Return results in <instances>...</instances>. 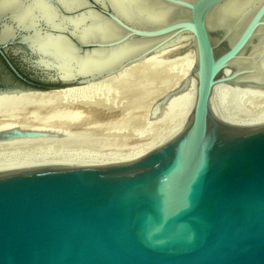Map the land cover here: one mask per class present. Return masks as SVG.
I'll return each instance as SVG.
<instances>
[{
	"label": "water",
	"instance_id": "obj_1",
	"mask_svg": "<svg viewBox=\"0 0 264 264\" xmlns=\"http://www.w3.org/2000/svg\"><path fill=\"white\" fill-rule=\"evenodd\" d=\"M125 2L17 0L0 8V59L13 79L0 77V93L96 81L183 35L196 84L179 126L144 153L0 166V264H264V123L229 122L213 105L217 83L254 75L257 82L240 84L264 88V0ZM39 3L60 23L52 26ZM88 14L110 33L81 38L70 21ZM15 15L24 17L18 25ZM39 35L64 38L78 58L131 49L100 72L61 70L32 46ZM42 134L12 128L0 140Z\"/></svg>",
	"mask_w": 264,
	"mask_h": 264
},
{
	"label": "bare ground",
	"instance_id": "obj_2",
	"mask_svg": "<svg viewBox=\"0 0 264 264\" xmlns=\"http://www.w3.org/2000/svg\"><path fill=\"white\" fill-rule=\"evenodd\" d=\"M119 1H121V0H119ZM123 1H124V3H126L125 1H131V0H123ZM13 3L17 4V0H0V8L3 9L4 7L8 6L9 4L11 5ZM128 4L130 5L131 3L128 2ZM230 5H231V3L225 5V7L228 9ZM233 6L234 5H231V7H233ZM37 8H38L39 12H41L44 15L46 14L45 19L50 24H52V26H56L57 24L60 23V21L55 20V15L52 13L53 10H52L51 5L39 3ZM138 10H148V9L145 7H142V8H139ZM154 14L157 15V13H154ZM85 17H87V20H85V18H83V19L81 18V19H75V20L70 21V23L73 24V27L78 30L79 36L81 38H85V37L90 38L92 36L94 30H98L102 35H106V34L110 33L109 32L110 24L108 22H103V21L99 20L98 18H95L92 14H88ZM26 18L31 19L29 17H26ZM14 19L16 21V24L18 25L19 22L24 19V17H19V15H15ZM30 21L32 22V19ZM30 21L28 20L27 22L29 23ZM7 31L9 32L8 29H6V28L3 29L1 31V33H2L1 35H4V33H7ZM183 37H184V35H183ZM185 40H188V42L185 41V43L183 44V47L185 46L186 49L179 56V58L181 60H183V64L182 65L180 64L182 66V71L180 70V72H181L180 75L177 74L178 77L176 76L177 79H175V81H176L175 84H177L179 86L178 89H180V91H178V95H176V97L183 99V101H182L183 106L180 109L181 111L178 112L179 118L175 121V123H173V125L169 126L167 129L162 130L154 139H152V141H150L149 143H147V144H145L139 148H136V149H133V150H130L127 152H123V153L114 152V153H110V154H104V153L99 154V152L96 153L93 151H87L85 148L86 146L84 147L85 150L83 147H81V148L79 147L80 149H74V148L67 149V146H65V148H64V145H66L67 142L68 143H70V142L68 140H66V138L69 135L65 133V130L69 126H71L73 123H74L73 126L78 127L75 125L76 124L75 123V120H76L75 117H73L72 114L67 113L68 111L73 112V110L66 109L67 112L60 111V112H56V114L54 113L55 114L53 116L54 118L50 122H45V120L44 119L42 120V118H40L42 120V122H37L38 120H35V119H33V120H35V121H33L32 119H27V118L22 117L21 114L25 113L22 111H23V109L24 110L28 109L29 108L28 106L34 105L38 108L39 106L43 105L42 103L47 104V105H50V103H51V104H53V105H51V107L57 105L55 107H57V108L60 107L62 109L63 108H69L71 106L73 107V106L85 104L86 102H88L87 100H89L93 95L95 96V93L97 94V90H99L100 88L103 89V86H105V85L108 86V84H110L114 80L118 79L120 76L122 77V75L125 72H127L128 70H129L128 72H131L130 71L131 68L132 69H133V67L136 68L137 65H141V64L145 65V63L146 64L147 63L153 64L152 61L158 62L163 57H165L166 54H168V52H170L171 50L173 51L174 49H177L178 47L173 48L171 50L164 51V52H160L157 54L156 53L151 54L150 56L142 59L138 63H134L132 65H129V66L123 68L118 73L111 75L109 77H106L104 79H100L98 81H90V82L83 83V84L70 85V86H66V87L47 89V90H24V91H13V92L0 93V112L1 113H2V111L8 112L6 114L0 115V130H9L12 128H19L22 130H31V131H37V132L40 131V132L44 133L42 135L35 136V137H22V138H12V139L0 140V166L33 163V162H42V161L116 160V159L129 158V157L144 153L145 151L149 150L151 147H153L158 142H160L161 140L166 138L168 135H170L179 126V124L182 122V120L184 119V117L187 113V110L189 108V105H190L191 100H192L193 95H194L196 84H195V80L192 76L191 71H192L194 64H195V54H194V50H193L192 46L190 45V39L186 36ZM32 42H33L32 46L45 49L43 51H45V53H48L50 55L49 59L43 60L44 63H46V65L51 64V65L58 67V69H61V70L63 68L64 69L75 68L78 71H80V72L82 71L85 73L86 72L91 73L94 71L100 72L102 70H105L106 68H108V67L114 65L116 62H118L121 59V57L123 56L122 54L124 51L126 52V50H128L129 48L131 49V47L124 45V46H122V49H124V50H122L120 52H119L120 49H118V50L115 49V50L107 52V53L97 52L95 59H90V55H89V57L87 55V56H83L81 58L80 57L78 58V57L74 56L72 53H70V51L72 49L71 45H69L66 42V40L64 38H61V37H57V36L54 37V36H50V35H44V36L39 35ZM177 61H179L178 62V64H179L180 60H177ZM177 61H175V62H177ZM160 62L162 63V61H160ZM163 62H164V58H163ZM181 63H182V61H181ZM257 64L260 66V68L264 72V60H261ZM142 67H144V66H142ZM178 67H180V66H178ZM231 72H232V70H230V69H224L222 71V75H229ZM242 78L241 79L243 81H241V79H240L241 82L238 81V82H234L231 84L220 82L214 86V88H213L214 109L216 110L217 114L221 118H223L229 122L235 123V124L253 125V124L264 123V88L263 87H257V86H251L248 84H244V85L240 84L242 82L246 83V82L251 81V80L257 82L258 80L254 75H246V76L244 75V77H242ZM120 81H121V79H120ZM106 86H105V88H106ZM120 86L122 87L124 85H120ZM131 86H133V83ZM115 87H117V86H115ZM111 88H113V87L111 86L110 89ZM110 89H109V91H111L110 93H114V92H112L113 90H110ZM128 89L125 90V92L127 91V93H128ZM167 89H168V87H167ZM116 90H119V89L117 88ZM121 90L123 91L122 88H121ZM130 90H132V89H130ZM165 91H166V89H165ZM106 92H108V91H106V90H105V92L103 91L104 95L106 94ZM125 92H123V93H125ZM132 92H133V90H132ZM101 93H100V95H101ZM102 95H101V97H99L100 99L102 98ZM119 95H121V94L119 93ZM153 95L154 94H152V96ZM229 95H233L234 98H232V99H234V101H237V105L240 106L238 109L235 108L237 106H234V104H235L234 101L232 99L229 100ZM107 96H109V94ZM117 96H118V94H117ZM149 96H147V97H148V99L151 98V100L154 97V96L153 97L150 96V98H149ZM144 97L142 99H144ZM156 97H158V96H156ZM95 98H96V96H95ZM104 98H106V97H104ZM114 98H116V97H114ZM148 99H146V101ZM91 100H93V99H91ZM231 101H232V103H231ZM147 103L148 102H146V105H147ZM154 104H156V103H154ZM175 104H173V107ZM22 105H24L25 107L27 106L28 108L24 107V108H22V111H19L20 110L19 109L18 114L20 112H22V113H20L19 116H16V113L14 115L15 109L18 108L19 106H22ZM43 106H45V105H43ZM150 106H152V105L150 104ZM42 107H40V108H42ZM51 107H50V109H51ZM144 107H145V104H144ZM159 107H160V105H159ZM159 107L154 105V107H151L150 109H148V110H150L149 111V115L151 116L150 118H153V121H156L161 116V111H162L163 107H160V108ZM32 108L33 107H31V110H32ZM47 108H49V107H47ZM145 108H147V107H145ZM240 108H242V109H240ZM44 109H46V107ZM171 109H169V110H171ZM38 110H39V108H38ZM49 110H45V111H48V113H49ZM52 110H54V109L52 108ZM29 111H30V109H28V112ZM145 111H147V110H145ZM163 111H165V110L163 109ZM36 112H37L36 115H39L38 112H40V114L42 113V111H40V110L36 111ZM81 112H83V111H81ZM88 112H89L88 114L90 115L91 114L90 111H88ZM75 113H76V111H75ZM151 113L153 116L151 115ZM78 114H80V113H78ZM29 116L31 117L32 115L28 114V118H30ZM45 116H46V114H45ZM36 117H38V116H36ZM87 118H89V117H86L85 120L80 118V120H84V122H85ZM142 118L143 117H141V119ZM92 119H94L93 116H92ZM144 120H145V118H144ZM47 121H48V119H47ZM79 122H81V121H79ZM84 122H83V124H84ZM80 126H82V125H80ZM71 129L72 128H70L69 132L72 133ZM77 129L80 130L79 127ZM75 143H77V141ZM72 145H74V144H72ZM77 145H79V144H77ZM70 148H71V146H70Z\"/></svg>",
	"mask_w": 264,
	"mask_h": 264
},
{
	"label": "rangeland",
	"instance_id": "obj_3",
	"mask_svg": "<svg viewBox=\"0 0 264 264\" xmlns=\"http://www.w3.org/2000/svg\"><path fill=\"white\" fill-rule=\"evenodd\" d=\"M186 36L184 35V37H182L181 40H179L176 43L169 45V47H166L164 50L160 51V52H164V51L171 50L173 48L178 47L177 49L173 50L174 52L171 50L170 52H168V54H166L165 57H163L164 62H163V58H162L158 62L152 61L153 64L147 63L148 64L147 65L145 63L146 66L144 64L143 65L141 64V65H137L136 68L135 67H133V69L131 68L130 69L131 72H128L129 71L128 70L127 72H125L122 75V77L120 76L118 79H116L113 82H111L110 84H108V86L105 85L106 88H105V86H103V89L100 88L99 90H97V94L95 93L96 98L93 95L92 96L93 98L91 97L89 100H87L89 103L86 102L85 104H82V105L73 106L74 108L71 106L69 108H63V109L60 107H58L59 109L57 107H55L57 105L51 107V105H53L51 103H50V105L42 103L45 106H43L41 104L43 107L39 106L38 108L40 111H42L41 114L42 115L44 114L43 116L40 114V112H38L39 115H36L37 114L36 111H39L36 106H34V105L28 106L29 107L28 108L27 106L25 107L24 105H22V106H19L20 108L19 107L16 108L17 110L15 109L14 115L16 113V116H19L20 113L25 112V113L21 114L22 117H24V118L32 119V120L35 119V120H38L37 122H42V120L44 119L45 122H50L53 120V118H54L53 116L56 114V112H60V111L67 112L66 109L73 110V112L68 111L67 113L72 114V116L75 117V119H76V120L74 119L75 123H76L75 125L78 126L80 128V130L77 129L78 127L73 126L74 123L71 126H69L70 128H72L71 129L72 133L69 132L70 131L69 127H68L69 129L67 128L65 130V133L69 135L67 137L68 139L66 138V140H68L70 143L67 142L66 145H64V148H65V146H67V149H72V148L80 149L81 147L84 148L86 146L85 148L87 151H93L96 153L99 152V154H103V153L104 154H110V153H114V152L123 153V152H127L130 150L139 148V147L149 143L150 141H152V139H154L162 130H165L169 126L173 125V123H175V121L179 118L178 112L181 111L180 109L183 106L182 105L183 99L176 97V95H178V91H180V89H178L179 86L177 84H175V82H176L175 79H177V77H178L177 74L180 75V73H181L180 70L182 71L181 65L183 64V60H181L179 58V56L186 49L185 46L183 47V44L185 43V41L188 42V40H185ZM160 52H157V53H160ZM148 56H150V55H148ZM148 56H146V57H148ZM146 57H144V58H146ZM141 60L132 62V63L126 65L125 67L132 65L134 63H138ZM177 60H180L179 64H178L179 61H177ZM160 61H162V63ZM175 61H177V62H175ZM181 61H182V63H181ZM142 66H144V67H142ZM178 66H180V67H178ZM121 70H119V71H121ZM119 71L112 73L110 75H106L102 78H99L96 81H98L100 79H104V78L109 77L111 75H114V74L118 73ZM0 77L4 78L5 80L10 78L9 82L13 83V82H11V80H13V79H11V77H9L8 71L5 67V65L3 64V62L1 61V59H0ZM120 79H121V81H120ZM132 83H133V86H131ZM120 85H124V86L121 87ZM111 86L113 88L110 89ZM115 86H117V87H115ZM120 87L123 89V91L121 90ZM167 87H168V89H167ZM115 88L116 89L118 88L119 90H116ZM104 89L106 91H108L109 93L106 92V94L104 95V93H103V91L105 92ZM109 89L113 90L112 92H114L115 94L110 93L111 91H109ZM127 89H128L129 94L127 93V91L125 92V90H127ZM130 89H132L133 92ZM165 89H166V91H165ZM123 92H125V93H123ZM100 93H101V95L103 94L101 99L99 98V97H101ZM116 93L118 94V96ZM119 93L121 95H119ZM108 94H109V96H107ZM152 94H154L153 96L155 98L152 96ZM149 95L151 97H153L152 100H151ZM147 96H149L150 99H148ZM156 96H158V97H156ZM104 97H106V98H104ZM114 97H116V98H114ZM143 97H144V99H142ZM145 98L148 100L146 101ZM232 98H234L233 95H229V100ZM91 99H93V100H91ZM232 100L234 101V99H232ZM146 102H148L147 105H146ZM154 103H156V104H154ZM162 103L164 105L165 104L166 105L164 106ZM231 103H232V101H231ZM234 103L236 104V105L234 104V106H237L235 108L238 109L240 106L237 105V101H234ZM144 104H145V107H147V108L144 107ZM150 104L152 106H150ZM173 104H175L174 107H173ZM154 105L158 106V107L160 105V107H163V109L165 110V111H163V109H162V111L160 110L161 116L156 121H153V118H150L151 117L149 115L150 110H148L151 107H154ZM24 107L30 109V111L28 112V109H25V110L23 109V111H22V108H24ZM31 107H33L32 108V110L34 109L33 111L31 110ZM40 107H42V108H40ZM45 107H46V109H44ZM47 107H49V108H47ZM50 107H51V109H50ZM52 108L54 110H52ZM169 109H171V110H169ZM240 109H242V108H240ZM18 110L22 111V112H20L18 114V112H19ZM45 110H49V113H48V111H45ZM145 110H147V111H145ZM75 111L77 114L75 113ZM81 111H83V112H81ZM88 111H90L91 116L88 114L89 113ZM6 113H8V112L2 111V113L0 115L6 114ZM27 113L29 115H32V116L31 117L29 116L30 118H28ZM78 113H80V114H78ZM45 114H46V116H45ZM151 115H152V113H151ZM36 116H38V117L40 116V117L38 118ZM92 116L94 119H92ZM86 117H89V118H87L86 121L84 122ZM141 117H143L142 118L143 120L141 119ZM40 118H42V120ZM80 118L84 119V120H80ZM144 118H145V120H144ZM47 119H48V121H47ZM35 120H33V121H35ZM79 121H81V122H79ZM83 122L85 125L83 124ZM79 124L82 126H80ZM76 141H77V143H75ZM72 144H74V145H72ZM75 144L76 145L79 144L80 146L79 145L76 146ZM70 146H71V148H70ZM85 148H84V150H85Z\"/></svg>",
	"mask_w": 264,
	"mask_h": 264
}]
</instances>
